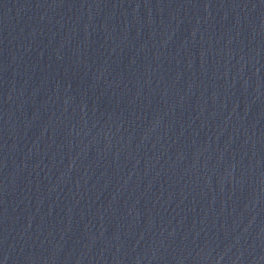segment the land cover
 <instances>
[{"label":"water","instance_id":"obj_1","mask_svg":"<svg viewBox=\"0 0 264 264\" xmlns=\"http://www.w3.org/2000/svg\"><path fill=\"white\" fill-rule=\"evenodd\" d=\"M0 264H264V0H0Z\"/></svg>","mask_w":264,"mask_h":264}]
</instances>
